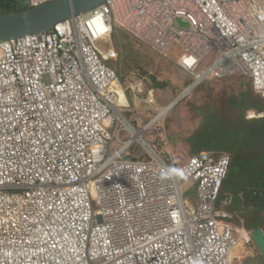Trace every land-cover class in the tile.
<instances>
[{"label":"built area","instance_id":"1","mask_svg":"<svg viewBox=\"0 0 264 264\" xmlns=\"http://www.w3.org/2000/svg\"><path fill=\"white\" fill-rule=\"evenodd\" d=\"M117 32L178 48L190 86L242 76L264 99V0H105L0 42V264H243L252 237L220 199L230 155L159 154L166 116L134 124Z\"/></svg>","mask_w":264,"mask_h":264},{"label":"rangeland","instance_id":"2","mask_svg":"<svg viewBox=\"0 0 264 264\" xmlns=\"http://www.w3.org/2000/svg\"><path fill=\"white\" fill-rule=\"evenodd\" d=\"M115 35V41L112 43L118 51V61L110 63V66L116 70L119 84L124 87L123 83L131 82L134 90L138 89V85H142V93L137 95L136 99H132L130 91H124L122 88L127 106L134 109L132 111L134 116H138L133 122L140 129L157 115L158 110L155 109L166 106L183 93L184 89L192 84L193 77L176 66L181 54L178 48L174 47L168 56L163 58L123 32H117ZM247 83H249L247 79L232 76L218 81L209 80L193 88L166 117L157 122L161 141L155 143V148L159 154L165 159L170 156L178 159L191 156L186 140L195 132L202 120L200 112L196 110L206 107L219 109L230 96L246 89ZM248 115L261 117L254 111ZM132 116L125 115L129 121ZM145 140L151 144L153 142L149 135L145 136ZM229 195L231 194H226L224 198ZM233 210L232 224L239 230L253 234L254 232L246 229V223L253 220V210L243 206L234 207ZM262 231L264 233V229ZM239 251L240 257H243V264H263L259 254H250L246 241L241 242Z\"/></svg>","mask_w":264,"mask_h":264},{"label":"trees","instance_id":"3","mask_svg":"<svg viewBox=\"0 0 264 264\" xmlns=\"http://www.w3.org/2000/svg\"><path fill=\"white\" fill-rule=\"evenodd\" d=\"M16 11L18 9L12 5L0 14ZM115 38L116 35L113 42ZM233 77L247 79L246 89L230 96L217 110L197 109L202 120L186 142L192 155L205 151L230 155V171L220 199L228 193L234 196L231 212L234 207L251 208L253 220L246 223V229L256 232L264 229V99L254 92L248 78ZM251 111L261 117L249 116ZM249 252L259 254L264 264L253 240Z\"/></svg>","mask_w":264,"mask_h":264},{"label":"water","instance_id":"4","mask_svg":"<svg viewBox=\"0 0 264 264\" xmlns=\"http://www.w3.org/2000/svg\"><path fill=\"white\" fill-rule=\"evenodd\" d=\"M104 2L105 0H52L37 7L0 14V42L49 31L55 25L85 14ZM252 238L264 258L263 231L259 229L254 232Z\"/></svg>","mask_w":264,"mask_h":264},{"label":"bare ground","instance_id":"5","mask_svg":"<svg viewBox=\"0 0 264 264\" xmlns=\"http://www.w3.org/2000/svg\"><path fill=\"white\" fill-rule=\"evenodd\" d=\"M196 85V84H195ZM195 85H192L186 89H184L183 93H181L177 98H175V100L171 101L169 104H167L166 106L160 108L161 111L159 112L158 116L155 118L156 121L158 120L160 117H164L166 115H168L171 111V109L179 102L181 101L185 96H187L191 90L195 87ZM124 101V100H123Z\"/></svg>","mask_w":264,"mask_h":264},{"label":"crops","instance_id":"6","mask_svg":"<svg viewBox=\"0 0 264 264\" xmlns=\"http://www.w3.org/2000/svg\"><path fill=\"white\" fill-rule=\"evenodd\" d=\"M12 5L18 10L29 8L28 0H0V12L7 10ZM124 103H126V99Z\"/></svg>","mask_w":264,"mask_h":264},{"label":"clouds","instance_id":"7","mask_svg":"<svg viewBox=\"0 0 264 264\" xmlns=\"http://www.w3.org/2000/svg\"><path fill=\"white\" fill-rule=\"evenodd\" d=\"M205 152H207V151H205ZM251 235V237H252V234H250ZM252 240H253V238H252Z\"/></svg>","mask_w":264,"mask_h":264}]
</instances>
